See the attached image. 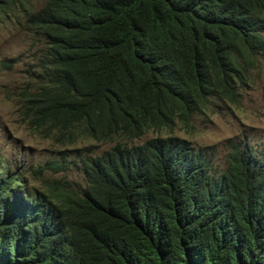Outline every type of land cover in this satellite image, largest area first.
Returning <instances> with one entry per match:
<instances>
[{
  "label": "trees",
  "instance_id": "16d2710c",
  "mask_svg": "<svg viewBox=\"0 0 264 264\" xmlns=\"http://www.w3.org/2000/svg\"><path fill=\"white\" fill-rule=\"evenodd\" d=\"M6 25L32 58L22 120L113 145L77 187H31L0 155V264H264V152L229 139L221 166L172 135L240 103L264 0H0ZM151 131L166 135L130 143Z\"/></svg>",
  "mask_w": 264,
  "mask_h": 264
},
{
  "label": "rangeland",
  "instance_id": "374dc122",
  "mask_svg": "<svg viewBox=\"0 0 264 264\" xmlns=\"http://www.w3.org/2000/svg\"><path fill=\"white\" fill-rule=\"evenodd\" d=\"M26 38V33L14 26L0 28V155L12 169H19L30 179L31 187L46 189L56 179L66 180L72 187L84 186L82 160L99 155L113 142L84 138L62 143L54 135L31 129L22 120L17 94L28 85L26 72L32 60L27 56ZM159 135L166 133L151 131L130 143H142ZM172 135L185 138L196 147L214 146L216 162L221 166L229 139H246L257 153L264 152V59L252 72L238 105L216 109L209 117L197 116L192 128L176 127ZM52 163L68 169L56 172L50 168Z\"/></svg>",
  "mask_w": 264,
  "mask_h": 264
},
{
  "label": "clouds",
  "instance_id": "9594fccd",
  "mask_svg": "<svg viewBox=\"0 0 264 264\" xmlns=\"http://www.w3.org/2000/svg\"><path fill=\"white\" fill-rule=\"evenodd\" d=\"M1 28V27H0Z\"/></svg>",
  "mask_w": 264,
  "mask_h": 264
}]
</instances>
